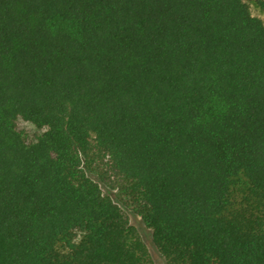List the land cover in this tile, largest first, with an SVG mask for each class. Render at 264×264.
I'll return each mask as SVG.
<instances>
[{"label":"trees","instance_id":"16d2710c","mask_svg":"<svg viewBox=\"0 0 264 264\" xmlns=\"http://www.w3.org/2000/svg\"><path fill=\"white\" fill-rule=\"evenodd\" d=\"M118 201L264 264V0H0V264H155Z\"/></svg>","mask_w":264,"mask_h":264},{"label":"rangeland","instance_id":"374dc122","mask_svg":"<svg viewBox=\"0 0 264 264\" xmlns=\"http://www.w3.org/2000/svg\"><path fill=\"white\" fill-rule=\"evenodd\" d=\"M252 12L254 14H260V12L258 11V9L255 6V4H252ZM18 127L19 128H23V129L25 128L29 133L33 132L32 130H34V127L30 123L25 122V121H19L18 122ZM102 189H103L104 192H108L109 191L105 186H102ZM108 193H110L114 198L116 197L115 194H114L115 192H108ZM118 202L121 205L124 213L128 216V219H129L130 223L133 224L136 227L139 235L141 236V238L143 239V241L147 245L148 250H149V252L151 254V257H152L154 263L155 264H163L164 258L158 252V250L156 249V247H155V245L153 243L151 230L144 225V223L140 219V216H138L137 214L133 213L131 211V209L128 208L127 206H125L122 202H120V201H118Z\"/></svg>","mask_w":264,"mask_h":264}]
</instances>
